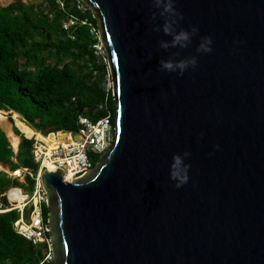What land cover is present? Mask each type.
Here are the masks:
<instances>
[{
  "label": "water",
  "instance_id": "water-1",
  "mask_svg": "<svg viewBox=\"0 0 264 264\" xmlns=\"http://www.w3.org/2000/svg\"><path fill=\"white\" fill-rule=\"evenodd\" d=\"M82 2L107 53L116 138L74 183L41 173L54 264H264V0ZM181 31L191 42L172 47ZM206 37L212 51L198 52ZM192 58L182 74L161 66Z\"/></svg>",
  "mask_w": 264,
  "mask_h": 264
},
{
  "label": "trees",
  "instance_id": "trees-1",
  "mask_svg": "<svg viewBox=\"0 0 264 264\" xmlns=\"http://www.w3.org/2000/svg\"><path fill=\"white\" fill-rule=\"evenodd\" d=\"M4 3L8 2H0ZM63 3L65 9L59 0L0 7V112L20 115L45 135L78 131L80 117L96 121L110 116L113 124L116 122V105L112 89L108 88V65L98 63L92 51L97 40L90 35L89 26L78 25L69 31L63 27L71 16L87 18L96 28L97 22L82 0ZM78 3L85 6V13L78 9ZM14 120L24 133L21 123ZM26 138L19 145L16 164L10 142L0 129V170L5 172L0 171V204L5 206L9 203L4 195L13 187L22 189L16 185L20 184L16 178L8 177L2 164L9 163L11 172L29 169L35 177L40 170L33 155L35 142ZM92 162L94 167L98 160ZM27 179L35 185V179ZM43 210L48 224L45 204ZM16 214L17 211L0 213V264H54L53 260H45L50 252L47 244L35 247L17 233Z\"/></svg>",
  "mask_w": 264,
  "mask_h": 264
},
{
  "label": "built area",
  "instance_id": "built-area-1",
  "mask_svg": "<svg viewBox=\"0 0 264 264\" xmlns=\"http://www.w3.org/2000/svg\"><path fill=\"white\" fill-rule=\"evenodd\" d=\"M59 4L62 9H65L63 0H59ZM78 9L83 13L87 10L82 3H78ZM78 25L89 26L90 35L97 40L92 45L94 56L98 63L103 61L108 65L107 53L100 41L98 28L92 25L87 18L79 20L77 17L71 16L70 19L64 23L63 27L65 30L69 31L74 27L76 28ZM71 39H75L72 33ZM78 126V131L69 132L71 136L70 143H60L58 147L51 150L46 143L38 140L37 137L34 136L31 140L35 142L33 150L34 159L40 164L38 174L35 177L29 169H21V173L14 175V178H21L24 175L26 178L30 176L35 179L36 183L33 196L31 197L29 194L24 193L25 201L23 206L15 207L11 203L9 197L10 191L17 188L13 187L4 195L8 199L9 206L0 204V213L9 211H17L21 213V219L14 223V228L18 234L25 237L35 247H38L41 244L48 245L50 252L45 259L46 261H52L53 257L51 253V241L49 238V226L44 220L43 210V206L46 202V193L41 183V173L44 169H47V167L44 166V161L49 160L57 171L62 170L65 180H67L69 175H72V181L68 182L74 183L77 178L87 174L93 169V162L89 154L90 148L94 150L92 154L101 155L110 149L115 143L116 125L113 124L110 116L96 121L89 117H80ZM39 132L42 133L41 131ZM60 133L61 132H57L53 134L58 135ZM43 135L46 136L45 134ZM77 136H81V139H76ZM16 172H13V174H16ZM28 207H31L32 210L31 222L29 223L24 220V213Z\"/></svg>",
  "mask_w": 264,
  "mask_h": 264
},
{
  "label": "clouds",
  "instance_id": "clouds-1",
  "mask_svg": "<svg viewBox=\"0 0 264 264\" xmlns=\"http://www.w3.org/2000/svg\"><path fill=\"white\" fill-rule=\"evenodd\" d=\"M157 6H163L164 7V11L168 12L171 11V4H167L164 5L163 4V0H157ZM163 14V13H162ZM198 29L193 28L192 32L195 33L197 32ZM164 32L165 34L168 35H172V31H171V25L170 24H166L164 26ZM191 42V35L186 32V31H181L179 34H175L174 35V39L172 41V47L175 46H180V47H187V45ZM212 41L210 37H206L204 38V42L200 45V47L197 49L198 52H211L212 49L209 45H211ZM162 47L167 48L168 44H163ZM197 64V61L195 58H192L190 60H184L181 61L179 63H174L171 60L165 62L162 61L161 62V66L163 69L168 70V71H176L177 69L180 70L181 74L183 73V71H185L187 69L188 66H192L195 67ZM185 156H188L189 153H185ZM174 165L173 167H175L177 164H179L180 162V157L176 156L174 157ZM171 178L173 180H179V183H177V187H182L184 183L187 182V176H181L179 170H175V171H171Z\"/></svg>",
  "mask_w": 264,
  "mask_h": 264
},
{
  "label": "rangeland",
  "instance_id": "rangeland-1",
  "mask_svg": "<svg viewBox=\"0 0 264 264\" xmlns=\"http://www.w3.org/2000/svg\"><path fill=\"white\" fill-rule=\"evenodd\" d=\"M45 0H10L8 3H4V4H9V3H12V2H25V3H27V4H41V3H43ZM108 78H109V85H108V88L109 89H112V80H111V77H110V73H109V76H108ZM10 112H8L7 114H4V113H0V116H2V117H4V118H0V127L6 132V134H11L10 136H9V138H10V140H11V143H10V145H11V147H12V149L14 148L15 149V151H17V149H18V147H19V144L22 142V139L25 137H29V135L25 132V129L22 127V131L24 132V133H22L21 131H20V126H19V124L18 123H16V121L14 120V118H13V114L14 113H10ZM23 118V117H22ZM13 121L15 122V124H16V127H17V129H18V131L21 133V135H23L24 137H18V136H15L14 134H13V130H12V125L10 124V123H12L13 124ZM10 122V123H9ZM25 125H27V126H30L25 120H23L22 121ZM31 127V126H30ZM32 128V127H31ZM11 131V132H10ZM14 131H15V134H19V132L16 130V128H14ZM25 134V135H24ZM42 135V134H41ZM49 135V134H48ZM48 135H46V136H48ZM43 136V135H42ZM30 138V137H29ZM28 139V138H27ZM16 140V141H15ZM14 142H15V144L17 145V147H15L14 146ZM14 151V150H13ZM92 152H94V150L92 149V148H90L89 149V154H90V158L92 159V160H98L99 161V159H100V156L99 155H94V154H92ZM13 161H15L16 159H15V157L12 159ZM16 164H18V163H16ZM4 167L2 168V169H4L7 173V175H8V177L9 178H14L15 176H14V174H13V172L11 173L10 171H9V166H10V169L12 168V166L8 163V164H6V165H3ZM21 169H23V168H21ZM19 171H21V170H19ZM18 181H19V183L20 184H16L19 188H22L23 189V192L26 194H29L31 197L33 196V192H34V190H35V185H34V183H32L29 179H27L26 177H24V175L21 177V178H16ZM9 197H10V201H11V203L13 204V199H12V195H11V193L9 194ZM47 262H51V261H47Z\"/></svg>",
  "mask_w": 264,
  "mask_h": 264
},
{
  "label": "bare ground",
  "instance_id": "bare-ground-1",
  "mask_svg": "<svg viewBox=\"0 0 264 264\" xmlns=\"http://www.w3.org/2000/svg\"><path fill=\"white\" fill-rule=\"evenodd\" d=\"M9 2L10 0H0V2ZM3 5V4H0V6ZM0 113H4V114H7L5 112H0ZM13 117L14 119H16L19 123H21L22 127L25 129V132L29 135L30 139H32L34 136L37 137L38 140L40 141H43L44 143H46V145L51 149L53 148H56L59 146L60 143H70V134L69 133H60L58 135H54V134H50L48 136H44L42 133L38 132L37 130H35L34 128H31L30 126H27L25 125L22 121L24 120L20 115L14 113L13 114ZM10 123V122H9ZM11 124V123H10ZM13 125V124H11ZM16 127V124L15 126ZM17 128V127H16ZM12 130H13V134L15 136H17L15 134V131L13 129V126H12ZM18 130V129H17ZM20 133V132H19ZM21 134V133H20ZM43 136H42V135ZM8 139H9V142L11 143V140L9 138V136H7ZM28 137V138H29ZM27 139V138H26ZM29 140V139H28ZM12 144V143H11ZM20 145V144H19ZM44 166L47 167V169H54L56 170V168L53 167V165L51 164V162L49 160H45L44 161ZM19 173H21V171H18L16 174L14 175H18ZM67 181H72V175H69L67 177ZM11 195H12V199H13V206L15 207H21L23 206V203L25 201V194L23 192V190H19V189H16V190H13L11 192Z\"/></svg>",
  "mask_w": 264,
  "mask_h": 264
},
{
  "label": "crops",
  "instance_id": "crops-1",
  "mask_svg": "<svg viewBox=\"0 0 264 264\" xmlns=\"http://www.w3.org/2000/svg\"><path fill=\"white\" fill-rule=\"evenodd\" d=\"M10 132H11V131H10ZM8 135H10V134H7V136H8ZM14 146L17 147L16 144H14ZM14 153H15V152H14ZM17 155H18V154H17ZM17 155L15 154V159H16V160H15V161L12 160L14 163H18V160H17V157H16ZM1 164H2V163H1ZM2 165H4V164H2ZM20 170H21V169H20ZM9 171L11 172L10 166H9ZM11 173H12V172H11Z\"/></svg>",
  "mask_w": 264,
  "mask_h": 264
}]
</instances>
